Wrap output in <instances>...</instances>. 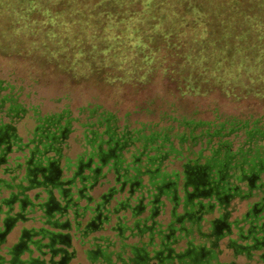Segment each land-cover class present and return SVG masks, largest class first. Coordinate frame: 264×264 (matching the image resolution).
Wrapping results in <instances>:
<instances>
[{
    "label": "flooded vegetation",
    "instance_id": "obj_1",
    "mask_svg": "<svg viewBox=\"0 0 264 264\" xmlns=\"http://www.w3.org/2000/svg\"><path fill=\"white\" fill-rule=\"evenodd\" d=\"M2 100L0 171L7 172L14 181L28 183L29 187L57 190L63 204L51 200L46 204L45 214L58 210L62 218L68 215L67 222L55 225L70 230L74 225L83 243L87 236L113 223V238L97 239L96 245L105 239L107 245H112L110 239H116V245H121V241L125 242L122 247L134 246L136 258L142 261L150 258L145 247H153L154 256L160 258L165 249L170 253L175 247L190 249L191 233L195 229L200 231L203 217L210 212L216 215L212 221L216 230L238 225V219L230 222L235 211L231 209L232 202L248 200L252 195L241 193L240 183L233 175L228 180L230 186L222 184L227 183L228 170L225 173L223 166L229 165L230 158L215 151L221 152L222 142H228L232 135L229 133L234 132L232 128L226 134L224 129L209 132L206 145L194 153L192 149L203 134L200 137L193 134L191 126L186 127L188 132L176 136L180 147L177 149L168 134L158 130L147 135L143 129L130 130L127 124L121 125L112 114L103 112L84 135L85 148L74 165L65 154L73 131L67 115L61 113L38 121L32 137L25 141L17 126L25 113L13 101ZM211 136L220 138V142L213 144ZM229 143L233 150V143ZM183 148L187 152L184 161ZM176 157L182 168L169 172L167 162ZM246 178L252 188L256 182L259 187L264 186V171L252 172L250 176L245 173ZM258 208L259 203H253L247 216L251 210L257 213ZM69 213L73 214L74 224ZM84 220L87 223L83 226ZM255 240L264 243V237ZM52 241L67 243L57 236Z\"/></svg>",
    "mask_w": 264,
    "mask_h": 264
},
{
    "label": "trees",
    "instance_id": "obj_2",
    "mask_svg": "<svg viewBox=\"0 0 264 264\" xmlns=\"http://www.w3.org/2000/svg\"><path fill=\"white\" fill-rule=\"evenodd\" d=\"M24 1L0 0V5L10 2L12 12L16 13ZM42 2L47 7L69 2L74 8L66 16L81 19L76 21L79 25V33H74L76 43L66 41L62 46L58 45L56 51L64 59L69 58V61L76 58L74 64L78 67L84 63H94L86 67L90 72L106 64L123 69L124 73L145 66L167 71L174 65L176 71L187 70V78L193 83L216 82L219 88L231 91H251L254 90V84L264 87V0H28L33 5L27 12L28 19L48 14L40 9L39 4ZM85 26L89 29L85 30ZM84 33L87 37H84ZM118 49L123 50L115 53ZM119 55L123 59L117 61ZM258 85H255L256 88ZM188 87L192 85L187 84V90ZM192 89L195 92L201 90L195 85ZM258 123L254 122L255 126L249 128L248 120L238 122V125L231 128L234 132L247 130L248 143H242L239 149L232 150L229 141H225L222 142L221 152L215 151L218 155L221 153L222 157L230 158L229 165L223 166L225 173L228 170L227 183L222 181L223 186H230L228 180L233 175L234 180L240 183L241 193H252L253 198L260 196L255 202L259 203L257 213L251 210V215L247 216L246 213L238 220V225L220 231L212 224L215 219H211L209 234L203 231L204 224L200 231L195 229L191 233L190 249L186 246L175 247L172 253L165 249L160 258L154 256L153 247H145L150 258L142 261L136 258L134 246L117 247L116 239H113L111 247L101 249L103 251L99 254L109 264H115L112 261L114 256L122 264H235L220 260L222 250L218 242L228 238L227 247L237 255L254 260L255 254L259 253L257 259L264 262V243L255 240V237L258 240L264 237V186L259 187L256 182L252 188L248 177L244 179L245 173L250 176L252 172L264 171V127H259ZM258 139L263 144L256 147ZM2 173L7 177L0 178V190L13 189L15 181L7 172ZM16 202L20 203L22 211L28 204V201L18 197L3 198L1 207L9 208ZM22 215L18 214L17 217L21 218ZM4 218L5 224L12 220L7 215ZM203 221L204 217L201 223ZM234 233L236 238L233 237ZM53 236L59 237L50 231L43 233V237L49 240V254L62 256L61 262L56 264H66L76 252L71 255L67 248L55 247L59 243L68 245V242L53 244Z\"/></svg>",
    "mask_w": 264,
    "mask_h": 264
},
{
    "label": "rangeland",
    "instance_id": "obj_3",
    "mask_svg": "<svg viewBox=\"0 0 264 264\" xmlns=\"http://www.w3.org/2000/svg\"><path fill=\"white\" fill-rule=\"evenodd\" d=\"M32 6L25 0L19 12L14 13L10 2L0 5V102L2 99L13 101L23 115L25 113L24 119L17 125L25 141L32 137L38 121L63 113L67 115L73 130L65 154L75 165L85 148L84 135L103 112L112 114L121 125L127 124L130 130L143 129L147 135L158 130L168 134L177 149L180 147L176 136L188 132L186 127L191 126L193 134L199 137L203 134L200 143L192 149L194 153L206 145L209 132L224 129L226 134L232 126L246 120L249 121V128L255 126L254 122L264 127V87L254 84V90L251 91H231L219 88L216 82L193 83L187 78V70L176 71L174 65L167 71L145 66L124 73L123 69L106 64L90 72L86 67L94 63H84L78 67L74 64L76 58L69 61V58L64 59L56 51L57 46H62L66 41L76 43L74 33H79L77 22L81 19L66 16L74 10L69 2L48 7L42 2L39 4L40 9L48 14L44 17L37 15L31 20L27 12ZM86 29L89 28L85 26ZM83 35L87 37V34ZM151 54L154 55L153 52ZM121 59L123 57L119 55L117 61ZM187 84L201 90L195 92L190 87L187 90ZM7 107L8 104L5 105ZM3 120L9 121L6 118ZM246 131L242 129L229 133L232 135L228 139L233 143L234 150L242 143H248ZM211 138L215 145L221 140L213 136ZM262 144L258 139L255 146ZM182 151L184 161L187 152L184 148ZM167 165L169 172L182 168L177 157L171 158ZM259 199L260 196H257L232 202L231 209L235 211L230 221L241 220ZM215 216L204 217L205 226L202 229L208 234L211 232L209 222ZM233 237H237L235 233ZM227 243L228 238L218 242L222 250L221 261L264 264L257 259L259 253L255 254L254 260H248L246 256L237 255L228 248ZM78 249L83 263L88 264L83 250L80 247Z\"/></svg>",
    "mask_w": 264,
    "mask_h": 264
},
{
    "label": "crops",
    "instance_id": "obj_4",
    "mask_svg": "<svg viewBox=\"0 0 264 264\" xmlns=\"http://www.w3.org/2000/svg\"><path fill=\"white\" fill-rule=\"evenodd\" d=\"M0 178H3V173ZM28 201L25 210H21L19 202L13 203L9 208L1 207L3 198H16ZM60 202L63 204V197L57 190H43L41 187H29L28 183L15 181L13 189L0 190V264H56L61 262L62 256H52L48 251V238L43 237V233L50 231L61 238H65L68 245L59 243L55 247L67 248L68 254L73 255L66 264H84L79 256L80 247L88 264H109L103 256L102 252L107 245L109 238H113L112 224H105L103 230L99 233H94L86 238L85 243L81 240V235L76 233L75 226L72 230L63 229L55 224H63L67 222L68 215L62 218L58 210L53 211L50 215L45 214L46 204L49 202ZM63 206V205H62ZM7 213V214H5ZM18 214H23L21 218H17ZM12 218L10 224H5V216ZM69 217L74 224L73 214L69 213ZM87 220H84L82 225H86ZM47 231V232H44ZM107 238L103 243L96 245L97 239ZM85 239V238H84ZM111 243L113 239H110ZM92 242V243H91ZM135 244L137 241H130ZM117 247H122V244ZM103 249V250H101ZM125 255V254H124ZM123 255V256H124ZM128 259V257H126ZM115 264H122V261L117 260L114 256L112 260Z\"/></svg>",
    "mask_w": 264,
    "mask_h": 264
}]
</instances>
